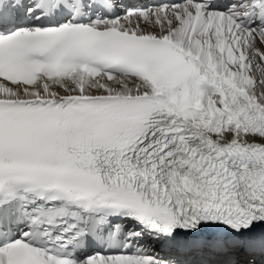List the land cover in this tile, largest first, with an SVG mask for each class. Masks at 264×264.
<instances>
[{
	"label": "snow or ice",
	"instance_id": "1",
	"mask_svg": "<svg viewBox=\"0 0 264 264\" xmlns=\"http://www.w3.org/2000/svg\"><path fill=\"white\" fill-rule=\"evenodd\" d=\"M0 264H264V0H0Z\"/></svg>",
	"mask_w": 264,
	"mask_h": 264
}]
</instances>
